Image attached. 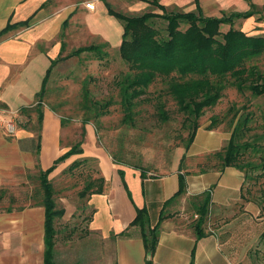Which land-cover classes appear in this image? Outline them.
I'll return each mask as SVG.
<instances>
[{
  "label": "crops",
  "instance_id": "crops-1",
  "mask_svg": "<svg viewBox=\"0 0 264 264\" xmlns=\"http://www.w3.org/2000/svg\"><path fill=\"white\" fill-rule=\"evenodd\" d=\"M86 1L90 0H0V107L24 117L14 134L0 129V264H45L46 208L41 200L29 202L31 174L51 168L71 147L64 141L63 121L54 108L42 105L39 121L36 103L52 61L89 40L101 39L118 47L123 39V22L107 5L117 10L115 1L94 0V9L86 7ZM160 2L184 11L199 7L212 16L255 9L253 15L238 20L264 27V19L259 18L264 14V0ZM118 3L134 14L151 5L147 0ZM23 21L29 22L21 25ZM85 130L82 152L57 162L49 178L75 159L97 160L104 189L86 197L92 208L86 224L102 240L114 238V247L93 254L99 255L95 264H105V257L115 264H264L262 206L246 196L243 171L234 166L220 169L214 156L228 142L229 133L202 124L174 166L160 172L144 168L142 173L134 165L116 162L98 143L92 123H86ZM182 176L185 191L172 199ZM25 189L28 196L20 200ZM207 195L206 232L198 237L193 226L199 217L197 205ZM138 208L146 209L151 227L160 221L162 212L168 215L160 222L152 254L142 227L132 224Z\"/></svg>",
  "mask_w": 264,
  "mask_h": 264
},
{
  "label": "trees",
  "instance_id": "trees-1",
  "mask_svg": "<svg viewBox=\"0 0 264 264\" xmlns=\"http://www.w3.org/2000/svg\"><path fill=\"white\" fill-rule=\"evenodd\" d=\"M147 1L151 8H146L140 14L131 15L118 11L111 3H107L109 11L120 18L124 25L119 52L128 64V69L116 79L119 99L116 100L114 95L105 100L91 99L90 89L85 84L84 105L89 108L90 102L93 116L98 118L108 113L110 104L119 102L124 113L122 122L134 125H137L136 116L140 113L138 108L145 101L154 103L155 114L161 124L170 121L173 118L172 112L176 111L182 116V127L188 129L185 141V147L188 148L195 138L197 129L202 125L199 118L207 108L215 106L222 99L228 88H236L242 93L250 90L254 96L264 95V69L259 64V59L264 54V34H249L235 26L236 19L253 15L256 13L255 9L212 16L205 15L199 7L187 11L169 10L160 0ZM260 15L259 18L264 19V14ZM28 22L23 21L21 25ZM223 24L230 25L226 31L221 30ZM9 27L11 24L6 29ZM107 45L100 42L80 46L67 55L58 56L52 61V66L58 61L81 55L83 52H90L102 59L107 54L104 50ZM48 75L36 103L39 108V121L43 119L42 95ZM152 85L156 86L154 90L150 89ZM169 102L174 104L173 108L168 107ZM248 105L247 103L238 105L234 101L223 115H212L207 124L208 128H214L222 121L227 122L230 137L226 145L214 153V156L219 160L220 169L234 166L243 171L245 178L248 169L264 167V154H260L259 160L251 159L253 154L264 151V146L259 141L264 139V131L258 135L254 134L255 137L251 138L254 127L251 122L255 118V112L249 109ZM262 116L264 126V113ZM90 119V116H85L84 124ZM81 145V141L72 144L51 168L40 170L39 173L40 186L43 189L41 203L46 208L45 264H55L57 236L55 221L66 211L65 207L56 206L54 185L49 173L57 162L82 152ZM114 159L119 163L134 165L144 172L141 165L129 163L115 156ZM88 160L87 157L75 159L68 166V170L88 164ZM120 172L124 173L123 170ZM85 178V185L80 191L82 197L103 191L105 179L101 173L97 177L86 174ZM184 191L185 180L182 176L180 187L172 199ZM208 197L205 196L204 201L197 205L199 217L193 226L198 237L206 232L204 223L208 214ZM166 216L168 215L162 212L160 221L151 227L146 209L138 208L132 224H139L142 227L150 254L157 244L160 222ZM191 264H194L193 261Z\"/></svg>",
  "mask_w": 264,
  "mask_h": 264
},
{
  "label": "rangeland",
  "instance_id": "rangeland-1",
  "mask_svg": "<svg viewBox=\"0 0 264 264\" xmlns=\"http://www.w3.org/2000/svg\"><path fill=\"white\" fill-rule=\"evenodd\" d=\"M114 1L117 10L121 9L126 14H134L126 11L125 7L118 3L120 0ZM168 9L182 10L175 7H168ZM144 11L145 9L135 14ZM162 22L165 24L164 21ZM251 23L249 26L248 20H235V26L245 29L249 34H264V27H256L255 22ZM229 26V24H223L221 30L226 31ZM92 42L100 43L101 39L89 40L85 45L92 44ZM104 50L107 51V54L102 59L90 52H83L81 55L72 56L54 64L49 72L46 88L42 95L43 107L47 105L58 112L63 120L64 141H67L69 145L86 141V124L83 120L85 116H90L91 119L88 123L94 125L98 143L107 149L111 156L141 165L146 170L154 172L170 169L181 156L188 135V129L182 127V116L179 113L173 111V118L167 123L161 124L155 114L154 103L145 101L138 108L140 113L136 116L137 125H134L122 122L124 113L117 101V103L108 106V113L102 114L98 118L93 116L90 102L89 108L84 105L83 87L85 84L90 89L91 99L105 100L112 95L116 100L119 99L116 79L128 69V64L121 57L119 46L107 45ZM259 64L264 69V54L259 59ZM155 88L156 86L152 85L150 89L154 90ZM234 101L238 105L249 104L248 108L255 112V118L251 122L254 126L251 138L255 137L254 134L262 133L264 131L262 125L264 95L254 96L250 90H245L242 93L233 87L225 91L224 96L215 106L206 109L199 118V123L208 124L212 115H223ZM168 107L173 108L174 104L169 102ZM35 109H37L36 105L33 106V110ZM17 121L20 124L24 121V117L21 119L18 117ZM35 121L38 123V118ZM214 128H220L229 133L226 121H222ZM259 141L264 146V139H259ZM260 154H264V151L253 154L251 159L259 160ZM69 165L58 170L59 172L55 175L54 172L50 174L54 185L56 206L66 209L65 213L57 217L55 221L57 236L54 261L56 264H89L93 258L92 263L95 264L99 255L94 257L92 255L100 253L99 251L104 247L112 249L114 238L102 240L99 234L93 233L87 228L86 223L91 217L92 208L87 206L86 197H82L80 191L85 185L86 174L97 177L101 170L95 158L89 159L88 164H82L73 170H68ZM39 173L38 171L31 174L30 203L38 202L43 197ZM247 173L246 196L258 202L264 213V167L248 169ZM23 191L25 195H20V200L28 196L26 189ZM104 262L105 264H115L110 257L108 259L105 257Z\"/></svg>",
  "mask_w": 264,
  "mask_h": 264
},
{
  "label": "built area",
  "instance_id": "built-area-1",
  "mask_svg": "<svg viewBox=\"0 0 264 264\" xmlns=\"http://www.w3.org/2000/svg\"><path fill=\"white\" fill-rule=\"evenodd\" d=\"M86 7L90 9L95 8L94 0L86 1ZM18 111L0 107V129L8 135L14 134L18 129Z\"/></svg>",
  "mask_w": 264,
  "mask_h": 264
}]
</instances>
